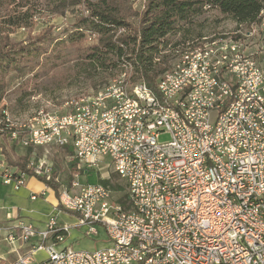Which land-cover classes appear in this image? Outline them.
<instances>
[{
    "label": "built area",
    "instance_id": "2783aa9c",
    "mask_svg": "<svg viewBox=\"0 0 264 264\" xmlns=\"http://www.w3.org/2000/svg\"><path fill=\"white\" fill-rule=\"evenodd\" d=\"M252 34L230 36L237 44L225 47H217L219 38L199 45L154 89L143 81L120 90L116 79L104 86L110 94L101 88L63 112L19 124V132L0 130L2 142L28 152L26 170L0 159V182L14 190L28 177L48 188L56 182V207L76 214L74 226L88 236L101 227L110 242L93 250L61 246L72 226L55 215L41 228L15 216L7 239L28 252L9 264H264V110L255 106L264 98V52L259 59L250 50ZM182 86L188 96H180ZM134 93L142 105L132 104ZM161 134L170 139L160 141ZM43 146L71 148L77 166L69 178L35 157ZM104 160L126 184L128 210L108 185L80 182Z\"/></svg>",
    "mask_w": 264,
    "mask_h": 264
},
{
    "label": "rangeland",
    "instance_id": "374dc122",
    "mask_svg": "<svg viewBox=\"0 0 264 264\" xmlns=\"http://www.w3.org/2000/svg\"><path fill=\"white\" fill-rule=\"evenodd\" d=\"M143 2L144 0H122L123 7L131 12L128 19L135 25L138 18L132 12L141 10ZM78 14L79 9L77 7H66L61 0H1L0 25L3 28L0 34L1 49H16L20 46L19 43L23 45L34 44L46 40L48 37L55 40L65 38L73 31L74 21ZM186 30L183 35L177 34L174 37V40L180 41L178 44L179 50L190 46H199L213 38H230V36H238L236 34L238 32L243 34L252 32L253 34L247 38L250 50L257 53L255 50V47H257L258 50L264 51L260 47L264 46V42L262 41L261 45L259 42V45H257L258 40H256L261 37L259 36L261 33L259 23L251 26L238 25L230 16L221 14L216 10L206 11L196 18ZM95 38L93 34L88 35L83 44H91L95 42ZM51 46L50 44L46 53L50 57L48 59L40 58L39 64L34 67V70L29 72L11 70L4 75L7 88L5 96L0 100V115L3 110L6 111L16 126L33 121V119L40 117L42 113L63 112L67 102L93 95L97 90L112 83L121 74L114 78H107L94 87L91 85L90 80L84 79L81 75H75L76 62L73 59L75 55H71L74 46L69 45L67 48L62 49L58 58L53 56L55 50ZM178 52L180 51H176V53L167 51V54H169L168 67L177 57ZM256 53L255 55H257ZM65 58L66 61H64ZM36 71L38 72L37 75H35ZM127 71H131L129 66ZM168 139H170L169 134H161L159 137L160 141ZM2 149H5L9 154L15 153L18 156L28 154L25 149L19 146L1 141L0 153ZM34 155L37 158H48L52 168L59 173L62 179L66 180L75 171L73 170L75 166H69V161L76 159L71 158V152L65 148L56 146L38 147L34 150ZM106 162L107 160H104L100 163L96 170L90 172L87 180L81 178L80 182L93 183L100 182L101 179H109L112 197L118 199L127 193L126 184L111 168L105 166ZM29 180L30 177L27 178L23 187L28 185ZM47 193L51 194L49 189H47ZM25 195V191L22 189L18 194L11 195V202L25 206H36L42 202L40 199V201L33 203L28 202ZM45 198H51V196L46 194ZM58 221L73 223L75 217L73 214L63 211L58 215ZM68 239H70L68 243H71V247L84 250L97 249L110 243L104 230L99 226L98 233L91 236L85 234L84 226H76L73 229L72 236H69ZM21 245L24 246L25 244L20 241L8 240L6 233L1 232L0 264H7L10 260V263H12L14 261L12 259L22 249ZM42 257H44L42 252L35 255L36 259Z\"/></svg>",
    "mask_w": 264,
    "mask_h": 264
},
{
    "label": "trees",
    "instance_id": "16d2710c",
    "mask_svg": "<svg viewBox=\"0 0 264 264\" xmlns=\"http://www.w3.org/2000/svg\"><path fill=\"white\" fill-rule=\"evenodd\" d=\"M61 2L66 7L79 9L73 31L65 38L55 40L48 37L46 40L27 45L19 43L20 46L12 50L1 49L0 43V100L5 96L7 88L4 75L11 70L17 72L34 70L40 58L50 57L46 55L50 44L55 50L53 54L55 58L59 57L62 49L69 45L74 46L71 55H75L73 57L76 62L75 75L90 80L94 87L107 78H114L126 72L129 66L131 71L126 73L130 77V82L144 81L154 89L157 78L170 67L167 51L176 53L180 49L178 46L180 41L174 40V37L177 34L183 35L195 19L206 11L216 10L230 16L238 25L248 26L260 23L264 14V0H144L141 10L132 12L138 18L135 25L128 19L131 12L123 7L122 0H61ZM2 29L0 25V34ZM91 34L96 37L95 42L83 44ZM66 60L65 58L64 61ZM37 74L36 71L35 75ZM65 149L72 154L70 147ZM1 155L7 164L26 170V155L9 154L5 149L1 150ZM69 166H75L73 170H76V160H70ZM27 171L32 174V170ZM54 173L56 170L53 168ZM99 181L111 186L109 179ZM46 183L56 196L58 184L53 181ZM117 201L124 210L130 208L127 193Z\"/></svg>",
    "mask_w": 264,
    "mask_h": 264
},
{
    "label": "crops",
    "instance_id": "0c3cea01",
    "mask_svg": "<svg viewBox=\"0 0 264 264\" xmlns=\"http://www.w3.org/2000/svg\"><path fill=\"white\" fill-rule=\"evenodd\" d=\"M259 24H260V32H261L259 36L261 37H258V39H256L258 40L257 45H259V42H260V45L262 44V41L264 42V14ZM260 47L261 49H264L262 48L264 46H260ZM255 48L254 49L257 51L256 54L257 56H259V59H260L264 51L262 52L258 50L257 47ZM261 65L264 68V62L261 61ZM262 91L264 93V84L262 86ZM0 157L1 158L3 157L1 153H0ZM92 171L93 170H89L86 174L80 175V178H79L80 181H81V178H84L85 180H87L90 172ZM85 182H88V181H85ZM22 189H24L25 191V194H26L25 197L28 202L33 203L35 201H38L39 199L42 200V202L38 203L36 206H32V205L25 206V205H20V204H14L13 202H11V197H12L11 195L16 194V193L18 194V192H20ZM47 189L50 190L51 194L47 193ZM42 191L45 192L44 195L40 194ZM31 193H38L39 195L35 199H30ZM46 194L50 195L51 198H45ZM29 200H33V201H29ZM63 211L68 212V211L61 210L56 207V196H55L54 191L51 188L46 187L45 184L36 177H30V180L28 181V185L24 187L22 186L18 190H14L11 186L4 185L0 182V239H1V232L4 231V233H6L7 228L16 223L15 216L17 218H22L23 220H26V221H31L35 226L41 228L45 226L46 221L49 216L55 215L58 220V215L61 214ZM68 213H71V212H68ZM71 214L74 215L75 221H76V214L74 213H71ZM9 216H10V219H9ZM75 221L73 223L58 221L59 224H67V225L72 226L67 232L65 236V240L61 246L71 245V243H68L70 240L68 239V237L72 236L73 229L74 227H76L74 226ZM27 252H28L27 245L22 246V249L18 252V255L12 260L17 259L20 256H23ZM10 262L11 260L7 264H9Z\"/></svg>",
    "mask_w": 264,
    "mask_h": 264
},
{
    "label": "bare ground",
    "instance_id": "6f19581e",
    "mask_svg": "<svg viewBox=\"0 0 264 264\" xmlns=\"http://www.w3.org/2000/svg\"><path fill=\"white\" fill-rule=\"evenodd\" d=\"M236 34H238V36H242L241 32H238ZM226 43L237 44V37L235 38L219 37V39L217 40V47H225ZM200 46L202 47L213 46V39L202 43ZM195 53H199V46L187 47L181 50L180 52H178L177 57L173 60L168 70L165 71L159 78H163V76H166V74H172L174 72V64H180V62H184V60L188 59V54H195ZM117 79H120V90H127L128 86L130 85H138L139 83H143V81L130 82L131 81L130 77L126 72H122L117 77ZM113 83L114 80L112 83L106 86H109ZM188 93H189V86H182V88H180V96H188ZM94 94H96V92ZM102 94H110V87H102ZM77 100H89V96L81 97L76 100H71L67 102L66 105L75 104ZM132 104L142 105L141 93H134V95H132ZM255 106H259L260 110H264V98H255ZM244 110H253L252 101H244ZM40 117H42V115ZM37 119H39V117L33 119V121H30L28 123H33L34 121H37ZM0 130H2V132H19V126H16L14 124V122L9 118V115L7 114L6 111H3L2 116L0 117ZM66 197H75V190H66Z\"/></svg>",
    "mask_w": 264,
    "mask_h": 264
}]
</instances>
